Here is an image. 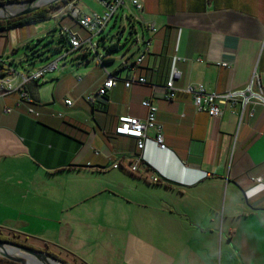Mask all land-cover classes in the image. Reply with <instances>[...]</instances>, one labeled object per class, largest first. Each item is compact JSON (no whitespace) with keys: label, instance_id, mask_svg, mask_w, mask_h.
Instances as JSON below:
<instances>
[{"label":"crops","instance_id":"0c3cea01","mask_svg":"<svg viewBox=\"0 0 264 264\" xmlns=\"http://www.w3.org/2000/svg\"><path fill=\"white\" fill-rule=\"evenodd\" d=\"M74 1L83 14L102 10L97 0L94 8ZM141 1L142 10L127 2L116 14L131 23L120 52L98 49L99 62L75 50L24 85L38 116L17 92L0 96V229L80 264H222L223 251L227 262L264 264V108L247 104L240 119L241 103H227L211 117L190 93L164 97L173 55L184 58L175 62L177 89L201 83L223 93L254 72L264 86V0ZM63 6L52 14L58 31L86 38ZM39 22L0 29V57L17 71L49 62H23L46 34ZM108 74L115 86L88 102ZM140 76L145 83L124 85ZM144 99L157 106L164 148L155 128L141 149L115 133L120 116L146 117Z\"/></svg>","mask_w":264,"mask_h":264},{"label":"built area","instance_id":"2783aa9c","mask_svg":"<svg viewBox=\"0 0 264 264\" xmlns=\"http://www.w3.org/2000/svg\"><path fill=\"white\" fill-rule=\"evenodd\" d=\"M102 7L100 12H92L91 14H83L76 6L75 1L71 0L66 3L62 8L67 10L69 16L75 20V22L84 29L87 34L86 38L81 37L78 32L72 30L68 26H61V33L67 34L69 38L70 46L67 49V53L78 50L82 53H93L96 56L97 61H102V56L98 52L99 43L93 41V37L100 34L106 27L110 19L116 15L119 9L126 6L129 2L130 6L136 10H142L143 3L141 0H97ZM154 31L153 26H150ZM149 41L144 40L142 42L143 51L138 56L136 63H139L144 58L146 52H148ZM66 53V54H67ZM65 54V55H66ZM177 60H184L176 55L172 56V64L169 71V78L166 82V90L164 97L166 99H173L176 97L179 91L190 93L193 99V103L196 109L205 110L211 117L220 116L223 112V106L229 103L234 106L237 102L241 103V111L239 117L241 119L244 108L247 104H258L264 108V86L260 83L258 76L254 72L248 81V83L240 89L228 90L223 93L208 92L201 83L196 85H188L184 89H177L173 85V80L179 76L180 72L175 66ZM58 59H53L46 64L26 72H19L12 66L6 64L0 57V96H5L13 92L18 93V103L26 105L28 113L33 116H38L39 112L34 108V98L24 88V85L30 81H39L48 72L57 70ZM223 66L228 64L223 62ZM133 64L130 65L132 67ZM18 80L15 82L14 80ZM144 77L127 78L124 80L126 87L131 86L133 83H145ZM116 77L112 74H108L107 77L101 82L97 90L85 97L88 102L95 100H104L107 93L115 86ZM65 104L71 105L70 99L64 100ZM141 105L146 108L147 115L144 119L133 116H120L118 123L115 127V133L118 135L132 137L136 140V145L139 149L143 148L144 140L146 138V132L149 128H155V142L160 148H164L162 128L157 122L156 112L157 106L152 103L150 99H144L141 101ZM10 108H6L5 111H10ZM251 114V113H250ZM60 116L61 114L58 113ZM142 156H139L135 161L127 165L130 171H137L138 164ZM119 166L118 162L112 164V167ZM151 181L156 182L159 180L158 176H150ZM253 180L259 181L260 178H254Z\"/></svg>","mask_w":264,"mask_h":264},{"label":"rangeland","instance_id":"374dc122","mask_svg":"<svg viewBox=\"0 0 264 264\" xmlns=\"http://www.w3.org/2000/svg\"><path fill=\"white\" fill-rule=\"evenodd\" d=\"M56 1L58 0H43V2L45 3L42 6L49 5ZM81 1L83 2L82 4H84L85 6H93V8L95 7V4H94L95 0H81ZM26 3L27 1H22V2L16 1V2H13V4L9 5V7H10V10L14 11V10H18L22 8L23 6L26 7L27 5ZM136 26L139 27L138 24ZM37 27L41 31H45L46 34L45 36L41 37V40L39 41L35 40V44H36L35 47L38 46L37 47L38 50H41L40 57L36 55L38 56L36 57V59L38 58V60H41L39 58H43V60L45 61L46 60L51 61L53 59L59 58V61L61 63L64 59H66L67 57H71L73 54L77 52V51H73V52L67 53V48H68L67 43L64 46H62L60 49H56L57 46L61 44V42L58 40L59 33L55 25V18L53 17V15L37 23ZM130 31H131L130 21L117 18V16L114 15L110 19L105 30H103L100 34L96 35L95 37H93V41H97L99 43L98 49L101 51H105L106 46H109L110 44L115 43V42H118L121 45L120 47L124 48L127 43L126 39L128 38ZM103 37L104 39L102 40ZM120 47L119 49L113 50L112 52H108V53L106 51L105 52L106 54H113V53L117 54L121 50ZM28 65H31V63H29ZM14 67H16L19 72L21 71L24 72L25 70L28 69L27 67H23V66L20 67L19 65H16V64L14 65ZM0 239L10 240V241L17 242V243L22 242L24 245L47 251L48 253L63 259L68 264H80V262H78L76 259L68 255L67 253L58 250L57 248L44 245L42 243H38L35 241L33 242L31 240H25L23 238L15 236L14 234L8 233L5 230L0 229ZM224 256H225V252L223 251L222 264H237V261L233 259H229V261L227 262ZM218 264H220V259H219Z\"/></svg>","mask_w":264,"mask_h":264},{"label":"trees","instance_id":"16d2710c","mask_svg":"<svg viewBox=\"0 0 264 264\" xmlns=\"http://www.w3.org/2000/svg\"><path fill=\"white\" fill-rule=\"evenodd\" d=\"M16 1L22 2V1H29V0H0V4L13 3ZM70 1L71 0H58L56 2L49 4V5L39 7L38 9H36L30 13H27V14L9 17L6 19H0V29L13 27V26L20 25V24L36 23V22L42 21V20L50 17L52 14H54V12H56L59 8H61V6L65 5L66 3L70 2ZM58 33H59V37H58L59 39L58 40L61 42V44H59L56 49H60L66 43L68 44V48H69L70 43H69V38H68L67 34L61 33L60 30L58 31ZM130 34H131V32H130ZM103 39H104V37L102 38V40ZM39 40H41V38ZM35 46H36V44L31 45V46L29 45V47H28L29 52L26 55L27 58L24 59L23 62H25L27 64H29V63L32 64V61H34L36 59V57H38V56L40 57L41 50H38V48H37L38 46L37 47H35ZM120 46L121 45L118 42H115V43L110 44L109 46H106L105 51L107 53L112 52L113 50H117ZM36 55H38V56H36ZM39 59H43V58H39ZM53 256H55V255H53ZM55 257H57V256H55ZM57 258H59V257H57ZM59 259H61V258H59ZM61 260L63 262H65L66 264H68L63 259H61ZM0 264H20V263L0 257Z\"/></svg>","mask_w":264,"mask_h":264},{"label":"water","instance_id":"95a60500","mask_svg":"<svg viewBox=\"0 0 264 264\" xmlns=\"http://www.w3.org/2000/svg\"><path fill=\"white\" fill-rule=\"evenodd\" d=\"M37 1L38 0H29L26 3L27 4L26 7L23 6L22 8L18 10H14V11L10 10V7H9V5L13 3L0 4V9L4 10V14L0 15V19H6L9 17H14V16L30 13L38 9L45 3V2L38 3ZM5 248H8L9 252L5 251L6 250ZM19 253L24 254V255H20ZM26 255L34 256L36 259L43 261L44 264H47L46 262L48 260L54 261L58 264H66L61 259L51 255L47 251L34 248L31 246H27L24 244H19L17 242H13L10 240L0 239V257L1 258L12 260L20 264H30L27 261L29 258H27Z\"/></svg>","mask_w":264,"mask_h":264},{"label":"bare ground","instance_id":"6f19581e","mask_svg":"<svg viewBox=\"0 0 264 264\" xmlns=\"http://www.w3.org/2000/svg\"><path fill=\"white\" fill-rule=\"evenodd\" d=\"M37 2H38V3H42L43 0H38ZM0 13H1V15H3V14H4V10H3V9H0ZM5 249H6L5 251H8V252H9V249H8V248H5ZM19 254H20V255H24V254H21V253H19ZM26 257L29 258L27 261H28L30 264H44L43 261L36 259L34 256H29V255L27 256V255H26ZM46 263H47V264H58V263H56V262H54V261H51V260H48Z\"/></svg>","mask_w":264,"mask_h":264}]
</instances>
